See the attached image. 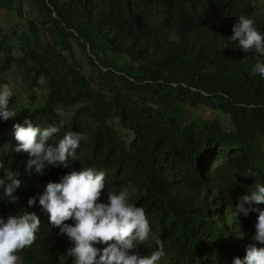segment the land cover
<instances>
[{
    "label": "trees",
    "instance_id": "1",
    "mask_svg": "<svg viewBox=\"0 0 264 264\" xmlns=\"http://www.w3.org/2000/svg\"><path fill=\"white\" fill-rule=\"evenodd\" d=\"M16 10V28H0V77L16 70L29 88L46 91L44 107L21 110L11 99L17 115L0 118V179L12 171L22 180L15 204L0 187V216L41 219L36 240L45 250L21 251L23 264H75L74 243L51 225L39 195L49 181L88 167L106 173L98 202L135 188L130 202L144 208L150 233L133 251L150 255L160 239L165 255L157 264H233L253 243L262 246L253 239L258 213L244 216L237 205L264 185L255 155L264 142V76L252 72L264 56L229 37L240 16L264 34V0H22ZM199 106L215 119L188 136L184 113ZM25 118L61 129L47 144L68 131L88 140L68 167L27 173L13 127Z\"/></svg>",
    "mask_w": 264,
    "mask_h": 264
},
{
    "label": "clouds",
    "instance_id": "2",
    "mask_svg": "<svg viewBox=\"0 0 264 264\" xmlns=\"http://www.w3.org/2000/svg\"><path fill=\"white\" fill-rule=\"evenodd\" d=\"M229 39L238 42L246 52L254 49L264 56V34L257 30L251 17L240 16ZM252 72L264 76V61L258 60ZM13 95L9 84L0 87V118L5 121L18 113L9 108ZM57 113L65 115L62 109H57ZM13 127L18 142L15 151L27 153V173L43 174L48 166L68 167L81 141L88 140L81 132L68 131L53 146L46 142L53 134H60L61 129L55 125L41 128L25 118L23 123ZM0 168H3V161H0ZM105 176L104 171L92 167L72 170L59 182L47 183L43 194L39 195V205L49 214L51 225L58 227L60 234H66L74 243L68 251L75 256V264H157L165 255V245L160 239H156L157 248L150 255L141 256L133 251L148 240L150 233L144 208L130 202L135 188H124L118 194L109 193L107 203L98 202L105 188ZM21 186L22 180L12 171L7 173V182L0 179L4 195L10 197L8 201L13 204L17 202L16 189ZM35 203L36 197H29L28 205ZM260 204H264V185L257 184L256 190L239 197L237 208L240 213L244 216L250 212L258 213L253 239L262 246L253 243L243 259L237 256L233 264H264V208L255 206ZM68 220L74 223H66ZM40 225L41 219L35 212L9 214L7 218L0 216V264H18V253L33 245ZM97 244L107 246L100 249L94 246Z\"/></svg>",
    "mask_w": 264,
    "mask_h": 264
},
{
    "label": "rangeland",
    "instance_id": "3",
    "mask_svg": "<svg viewBox=\"0 0 264 264\" xmlns=\"http://www.w3.org/2000/svg\"><path fill=\"white\" fill-rule=\"evenodd\" d=\"M21 4L22 0H15L14 4L10 5V7L0 6V28H2L5 33H7L9 29L16 28L15 26L17 25V23H19L20 17L16 9L20 7ZM24 10L27 11L28 16L30 6L25 4ZM34 15L32 16V18L34 17ZM43 42H48L47 37L43 36ZM3 64L4 59L0 58V65ZM4 84H9L12 87L14 95L10 98V100L14 99L16 102V106L19 109L31 110L45 106L46 91L40 90L38 88H29L27 81L19 71L11 70L4 76L0 77V87H2ZM109 108L112 116H115L116 112L112 103L109 104ZM219 118L226 119L221 116V114H219ZM212 119H215V112L209 110L207 107H188L183 117V128L185 129V132L188 136H196L200 132L198 125L200 126V124L204 123L205 121ZM255 155L257 163L264 167V142L260 143L257 146ZM29 248H33L37 251L41 249L45 250L43 244H41V242H39L38 240H35L33 245ZM19 254L20 252L18 253V255ZM19 257L20 259L18 261V264H23L20 255Z\"/></svg>",
    "mask_w": 264,
    "mask_h": 264
}]
</instances>
